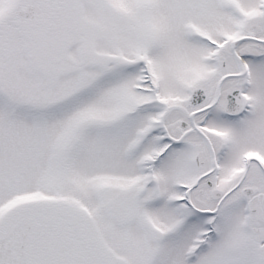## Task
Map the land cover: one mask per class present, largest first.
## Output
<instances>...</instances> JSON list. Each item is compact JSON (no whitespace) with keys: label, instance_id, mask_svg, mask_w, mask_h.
<instances>
[{"label":"snow or ice","instance_id":"snow-or-ice-1","mask_svg":"<svg viewBox=\"0 0 264 264\" xmlns=\"http://www.w3.org/2000/svg\"><path fill=\"white\" fill-rule=\"evenodd\" d=\"M0 264H264V0H0Z\"/></svg>","mask_w":264,"mask_h":264}]
</instances>
